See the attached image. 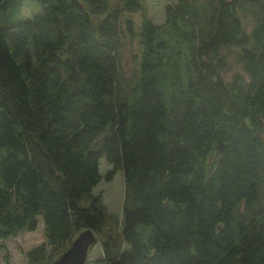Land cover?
Listing matches in <instances>:
<instances>
[{"label":"trees","instance_id":"trees-1","mask_svg":"<svg viewBox=\"0 0 264 264\" xmlns=\"http://www.w3.org/2000/svg\"><path fill=\"white\" fill-rule=\"evenodd\" d=\"M24 1L0 0V249L42 219L29 264L85 228L100 264H264V0H177L138 32L139 0H38L20 20ZM230 47L245 76L224 81ZM101 156L124 177L115 230Z\"/></svg>","mask_w":264,"mask_h":264},{"label":"rangeland","instance_id":"rangeland-1","mask_svg":"<svg viewBox=\"0 0 264 264\" xmlns=\"http://www.w3.org/2000/svg\"><path fill=\"white\" fill-rule=\"evenodd\" d=\"M142 10L126 14L134 23L135 31L138 32L143 18H148L156 24H162L165 21V5L174 4L177 0H139ZM41 3L38 0H25L21 11L18 14L20 20H26L39 10ZM246 30H250L252 23L249 18L244 17ZM141 51L139 37H124L120 56V69L125 83H130L138 67V59ZM239 47H230L223 49L222 53L227 61V68L221 71L220 76L224 81H230L235 74L245 76L240 61ZM6 148L1 150V154ZM112 169V165L106 161L104 156L99 158V170L102 174L101 180L93 187L94 193H100L109 213L113 214L114 230L120 228L122 217V202L124 196V177L121 170L115 171L113 178L107 180L104 178L105 172ZM150 231V227L139 223L136 226L137 231L142 238L146 240L148 235L143 234V229ZM45 241L42 219L38 222V227L32 231H21L15 236H9L4 239L6 249H0V264H29L27 250ZM7 254V258H5ZM102 255L101 247L98 241H95L89 248L85 264H100L99 259Z\"/></svg>","mask_w":264,"mask_h":264},{"label":"water","instance_id":"water-1","mask_svg":"<svg viewBox=\"0 0 264 264\" xmlns=\"http://www.w3.org/2000/svg\"><path fill=\"white\" fill-rule=\"evenodd\" d=\"M96 239L93 229H82L72 239L70 245L48 264H85L88 250Z\"/></svg>","mask_w":264,"mask_h":264}]
</instances>
